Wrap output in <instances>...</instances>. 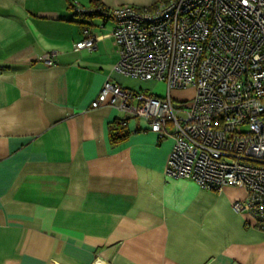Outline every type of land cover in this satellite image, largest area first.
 Here are the masks:
<instances>
[{"label":"crops","instance_id":"obj_1","mask_svg":"<svg viewBox=\"0 0 264 264\" xmlns=\"http://www.w3.org/2000/svg\"><path fill=\"white\" fill-rule=\"evenodd\" d=\"M99 1L103 10L156 2ZM76 6L94 8L0 0V264H264V231L231 207L243 188L165 177L170 136L91 106L106 80L157 97L165 84L115 71V21ZM92 35L94 50L74 49Z\"/></svg>","mask_w":264,"mask_h":264},{"label":"built area","instance_id":"obj_2","mask_svg":"<svg viewBox=\"0 0 264 264\" xmlns=\"http://www.w3.org/2000/svg\"><path fill=\"white\" fill-rule=\"evenodd\" d=\"M75 8L115 21V71L167 88L166 96L157 97L106 80L91 106H113L143 117L158 140L170 136L165 177L192 180L214 192L243 188L246 198L231 207L249 213L264 231V0H156L152 9ZM99 38L87 36L73 47L94 50ZM54 57L46 53L42 62L51 66ZM188 86L195 87L191 102L175 105L169 91Z\"/></svg>","mask_w":264,"mask_h":264},{"label":"rangeland","instance_id":"obj_3","mask_svg":"<svg viewBox=\"0 0 264 264\" xmlns=\"http://www.w3.org/2000/svg\"><path fill=\"white\" fill-rule=\"evenodd\" d=\"M164 87H165V94H167V88L165 85H164ZM138 90L143 91L145 93L153 92L148 87H145V85H143V84L141 87H139ZM155 90H159V89L157 88ZM194 94H195V87H193V86H188V87L182 88V89L172 88L169 91V95H170V97L173 100L175 105H176V103H180L183 105L189 104L191 102V100L193 99Z\"/></svg>","mask_w":264,"mask_h":264},{"label":"trees","instance_id":"obj_4","mask_svg":"<svg viewBox=\"0 0 264 264\" xmlns=\"http://www.w3.org/2000/svg\"><path fill=\"white\" fill-rule=\"evenodd\" d=\"M91 2H92L94 7H101L102 8V6L100 5V1L99 0H91ZM114 137L117 139L116 134L114 135Z\"/></svg>","mask_w":264,"mask_h":264}]
</instances>
